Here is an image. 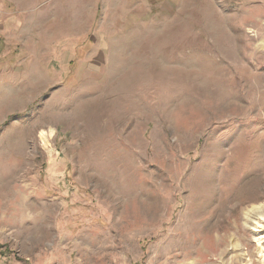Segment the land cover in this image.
<instances>
[{"label": "rangeland", "instance_id": "374dc122", "mask_svg": "<svg viewBox=\"0 0 264 264\" xmlns=\"http://www.w3.org/2000/svg\"><path fill=\"white\" fill-rule=\"evenodd\" d=\"M252 205L264 0H0V264H264Z\"/></svg>", "mask_w": 264, "mask_h": 264}, {"label": "bare ground", "instance_id": "6f19581e", "mask_svg": "<svg viewBox=\"0 0 264 264\" xmlns=\"http://www.w3.org/2000/svg\"><path fill=\"white\" fill-rule=\"evenodd\" d=\"M40 136L42 137L43 140H45V132L42 131L40 132ZM44 142V141H43ZM258 216L259 219H264V208H259V207H254L252 205L250 208H248L245 212V219L246 222L254 226V217ZM256 224H259L258 221H256Z\"/></svg>", "mask_w": 264, "mask_h": 264}]
</instances>
